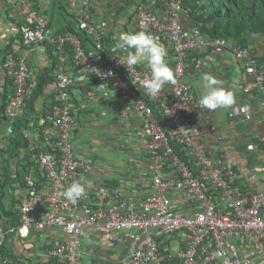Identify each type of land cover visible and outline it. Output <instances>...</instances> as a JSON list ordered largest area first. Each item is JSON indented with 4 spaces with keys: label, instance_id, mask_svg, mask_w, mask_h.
Masks as SVG:
<instances>
[{
    "label": "built area",
    "instance_id": "built-area-1",
    "mask_svg": "<svg viewBox=\"0 0 264 264\" xmlns=\"http://www.w3.org/2000/svg\"><path fill=\"white\" fill-rule=\"evenodd\" d=\"M15 1L24 19L22 43L0 66L11 83L6 97L0 95V115L11 124L22 110L36 79L28 62L46 42L56 58L55 103L26 130L29 146L24 152L30 157L24 161V183L16 186L20 195L13 207L19 223L0 231V243L6 233L23 239L37 235L44 261L87 264L82 236L87 229L100 228L134 231L141 239L121 264H164L161 247L169 239L176 246L170 253L166 250L168 257L179 264H264V188L243 191L235 184L242 178L233 164L209 153V118L190 81L213 72L217 55H228L243 69V92L259 94L264 101V69L256 56L231 40L203 34L184 0H143L123 11L124 0H114L101 18L90 9L93 0H82L81 5L65 0L87 42L72 31L48 35L47 18L36 5ZM145 28L165 47L175 73V83L166 84L155 97L139 83L149 77L147 67L137 65L130 73L120 63L127 52L116 47L118 32ZM99 105L102 116L114 111L126 121L118 138L125 133L145 145L141 170L149 179L148 191L140 192L139 186L114 189L96 171L97 159L80 154L74 142V111L90 106L99 110ZM252 138L249 151L260 142L264 145V132ZM73 181L85 186V195L75 205L63 195Z\"/></svg>",
    "mask_w": 264,
    "mask_h": 264
},
{
    "label": "crops",
    "instance_id": "crops-1",
    "mask_svg": "<svg viewBox=\"0 0 264 264\" xmlns=\"http://www.w3.org/2000/svg\"><path fill=\"white\" fill-rule=\"evenodd\" d=\"M142 1L130 0L128 8L131 9ZM60 2L66 4L65 0H38L37 9L39 14L44 15L47 20L50 17L55 18V14L57 17L59 11L54 4H59ZM113 2L114 0H93L90 9L94 11V14L100 15L101 18L105 13L110 11ZM81 3L82 0H77L78 5H81ZM52 9L56 12L53 16ZM19 10L20 5L15 0H0V66L9 51L15 52L21 49L19 37L20 27L24 19ZM55 22L57 25L61 23L58 19ZM47 30L48 35H50L57 31V27ZM248 49L257 57L260 66L264 69V60L260 61L259 59L264 57V43L261 36L253 37ZM49 60L48 46L42 45L37 48L28 65L33 72H37L47 67L50 64ZM212 63L211 68L214 71L211 72L210 70L205 73L214 75L221 81L224 88L232 91L235 103L230 107L219 108L214 111L206 108L207 117L209 118L206 140L210 144L208 147L209 153L221 156L233 164L236 174L241 175L242 178V182L235 180V183L241 186L243 191L253 192L261 190L264 188V145L260 142V146L255 151H249L247 144L254 141L252 138L254 134L264 132V101L260 98L259 94L252 96L243 92V69L239 67L238 63L232 61L228 55L219 54ZM202 76L191 77L192 79H190L195 88L198 102L201 94L204 92ZM0 77H3L1 70ZM3 86H5V82L1 78L0 95L4 92ZM46 86L49 91L45 96L54 93L55 85L53 80H49ZM9 91L10 88L8 87L6 92ZM43 101L44 98H42L41 107ZM77 105L78 102H76ZM40 106H36L38 110L41 109ZM99 107V110L96 106H90L81 111H74V116L78 123L74 138L77 148L83 151L84 154L92 155L97 159L96 171L114 189H119L120 187L132 189L139 186L140 192L144 190L148 191L149 179L143 175V170H141L146 152L145 145L137 139L132 140V143L129 145L126 142L123 145H119L122 144V138L119 139L117 135L118 133H122L120 128L125 127L126 121L114 111L107 112L105 116H102L100 114L102 106L99 105ZM230 115L238 117L232 118ZM240 121H244L245 130L242 133H237L234 126ZM94 128L98 132L108 133L107 135L103 133L101 136L107 140L105 148L108 147L109 150L115 148L122 154L123 158H112L110 155H98L93 152L91 154L84 151L81 147L83 143L81 136L83 133L87 134ZM10 129L12 128L8 121L0 125V146L3 145L4 137L9 134ZM91 137L94 140L98 138L96 135H91ZM246 138L249 140L248 142L244 141ZM8 192L12 193V197L9 195L4 202L5 204L8 202L11 206L14 204V207L18 202L19 190L15 189L12 192L9 190ZM10 226V218L0 214V231L5 232ZM5 239L7 248L11 249L14 255L19 257L23 263L33 264L37 261H44L41 254L43 250L41 237L37 239V235H32L29 239H23L19 238L17 234L6 233ZM141 242V239L134 231L113 232L100 228H90L82 236L83 248L88 250L89 253L84 257V260L87 264H121L120 259L134 248L140 246ZM175 246L176 242L174 239L163 242L161 250L164 251L163 254L165 255L164 264H179L177 261L169 258L168 253L165 252L166 250L169 253L172 252ZM3 262L0 260V264H4Z\"/></svg>",
    "mask_w": 264,
    "mask_h": 264
},
{
    "label": "trees",
    "instance_id": "trees-1",
    "mask_svg": "<svg viewBox=\"0 0 264 264\" xmlns=\"http://www.w3.org/2000/svg\"><path fill=\"white\" fill-rule=\"evenodd\" d=\"M28 1L37 7L38 0ZM129 2L130 0H124L125 6H121L120 11L125 10ZM54 5L57 6L59 12L56 17V12L52 9V16L55 14V18L61 23L57 25L56 19L53 17L47 20L46 29L57 27V31L50 36L56 37L66 31H72L81 36L84 42H87L88 39L84 32L77 28L73 14L68 11L67 4L60 2ZM183 5L189 9V14L196 21L199 30L210 39L222 37L242 48H248L253 37L261 36L264 43V0H184ZM19 39L21 41V34ZM45 44L48 46L50 64L36 72V79L25 98L24 106L19 114L12 119L11 132L4 137L3 145L0 146V214L10 218L12 226H17L19 223L18 214L14 209L7 207L4 200L9 195L12 197L9 190L12 192L17 185L20 186L24 183V172L28 165L24 161L29 162L30 157L24 152L29 146L26 130L31 123H37L39 118L45 115L55 103L54 93L45 96L49 91L46 85L49 80H54L53 73L56 63L52 50L54 47L47 42ZM259 59L260 61L264 60V57ZM1 78L5 82L4 92L1 95L5 98L8 87L11 88V83L5 76ZM88 87L89 85L81 88ZM40 97L44 98V101L41 109L38 110L36 101ZM2 110H4V105H2ZM8 120L5 114L0 115V125L5 124ZM175 148L182 157L185 156L179 147L175 146ZM5 238L6 235L0 243V260L6 263L25 264L14 255L11 249L7 248ZM33 264L56 263L48 260L37 261Z\"/></svg>",
    "mask_w": 264,
    "mask_h": 264
},
{
    "label": "clouds",
    "instance_id": "clouds-1",
    "mask_svg": "<svg viewBox=\"0 0 264 264\" xmlns=\"http://www.w3.org/2000/svg\"><path fill=\"white\" fill-rule=\"evenodd\" d=\"M116 47L127 52L125 57L120 58V63L126 65L130 73H134L137 65L147 67L150 75L139 83L152 97L157 96L166 84L175 83L174 70L166 61L165 47L149 34L146 28L131 33H119ZM202 81L204 92L198 102L201 108L214 111L230 107L235 103L234 93L224 88L214 75L204 73ZM63 195L75 205L85 195V186L79 181H73Z\"/></svg>",
    "mask_w": 264,
    "mask_h": 264
},
{
    "label": "rangeland",
    "instance_id": "rangeland-1",
    "mask_svg": "<svg viewBox=\"0 0 264 264\" xmlns=\"http://www.w3.org/2000/svg\"><path fill=\"white\" fill-rule=\"evenodd\" d=\"M120 25L122 26V23ZM117 34H119V32ZM41 104H42V98L40 97L36 101V106H40ZM132 118L134 119V117H132ZM103 133H105V135L108 134L107 132H101V131L98 132L96 128H94L93 130L89 131L87 134L86 133H83V135L81 136L83 138L82 139L83 143H82L81 147L84 149V151L86 153L87 152L97 153L98 155L106 154V155L112 156V158H116V157L117 158H121V157L123 158L122 154H120V152H118L115 148L112 149V150H109L108 147L105 148V142L107 140L104 137H101ZM114 133H115V131H114ZM91 135H96L98 137L97 140H94L91 137ZM124 135H125V133H123V135L121 136V138H122V144H119V145H123V144H125V142L129 145V144L132 143V140L133 141L136 140V138L134 136H126L125 135V137H124ZM119 139H117V140H119ZM244 141L245 142H248L249 140L246 138V139H244ZM79 152H80V154H84L83 151H81L80 149H79ZM7 195H8V192L6 193V196ZM6 205H7V207H10V208L13 209V205L14 204L11 206L7 202Z\"/></svg>",
    "mask_w": 264,
    "mask_h": 264
},
{
    "label": "water",
    "instance_id": "water-1",
    "mask_svg": "<svg viewBox=\"0 0 264 264\" xmlns=\"http://www.w3.org/2000/svg\"><path fill=\"white\" fill-rule=\"evenodd\" d=\"M234 128H235V131H236L237 133H242V132L245 130V123H244V121H240V122H238V123L234 126Z\"/></svg>",
    "mask_w": 264,
    "mask_h": 264
}]
</instances>
